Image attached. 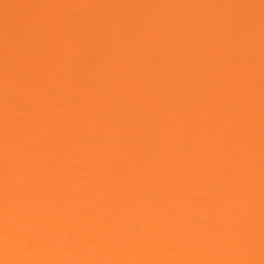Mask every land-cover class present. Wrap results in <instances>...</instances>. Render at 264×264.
Wrapping results in <instances>:
<instances>
[{
  "label": "bare ground",
  "instance_id": "obj_1",
  "mask_svg": "<svg viewBox=\"0 0 264 264\" xmlns=\"http://www.w3.org/2000/svg\"><path fill=\"white\" fill-rule=\"evenodd\" d=\"M0 264H264V0H0Z\"/></svg>",
  "mask_w": 264,
  "mask_h": 264
}]
</instances>
